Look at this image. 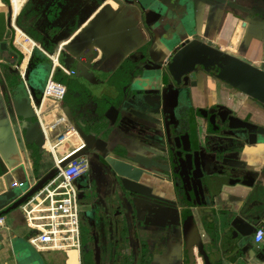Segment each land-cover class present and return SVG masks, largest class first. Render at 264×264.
<instances>
[{
    "label": "flooded vegetation",
    "instance_id": "obj_1",
    "mask_svg": "<svg viewBox=\"0 0 264 264\" xmlns=\"http://www.w3.org/2000/svg\"><path fill=\"white\" fill-rule=\"evenodd\" d=\"M102 1L105 0H29L26 9L29 10L33 4L31 13L36 17L41 45L45 50L53 52L50 49L60 45L67 34H70L69 37L75 36L82 20L88 19ZM130 1L135 4L137 2L140 10H142V4L148 5L147 0ZM153 1L156 2L155 5L148 7L158 9L159 0ZM171 1L175 6L171 8L168 5L163 8V11L168 12L170 17L167 16V18L175 25L173 33L168 30L166 19L163 20L164 24L153 28L148 27L144 20V10H142L143 23L151 30L153 40L150 39L149 42L130 53L129 57L107 77L84 66L82 61L72 57L70 52L69 55L64 54L65 45L69 41L62 45L59 55L60 65L55 72L64 78V83L67 85L62 106L69 107L81 130L85 134H91L95 140L92 142V147L87 150L88 170L77 179V184L82 185L79 189V199L85 206L82 212L88 226V240L81 241L83 264H209L206 257L210 250V243L204 241L194 215L196 212L200 213L194 205L202 198L196 197L191 192L183 181L184 176L179 173L177 145L181 140L177 137L178 133L173 131L174 120L164 115L162 108L159 112L146 107H135L129 111L122 105L126 95L125 100L136 89L152 86L153 82L164 89L165 95L171 92V102L172 105L174 104L175 93L168 86L170 83H176V76L169 65L175 51L195 40L196 35L202 38V43L205 45L207 52L199 54V57L204 59L205 65L197 64L194 71H188L177 79L180 78L182 84L184 76H187L185 81L189 84L194 80L197 81L191 89H186L183 98L184 106L193 118L197 116L198 121L200 119L206 121L207 127L203 133L207 137L213 133L209 127L212 130L220 128L219 134L221 130H228L226 125L229 120L223 122V119H227L230 115L241 118L243 122L264 125V105L218 77L222 67L229 61L227 55L243 57L250 62L251 68L256 67L264 72V0H231L245 9L209 0ZM1 5L0 0V7ZM183 11L185 15L187 14L189 21L194 20L195 25L198 18L201 24L204 21L205 25L211 24L217 34L222 32L230 18L239 17V15H244L247 19L244 21L248 27L247 34L251 32L253 24H260L258 38L255 35L252 38L259 40L261 58L255 62L246 56L223 49L220 37L218 38L217 34L215 37L212 34L209 36L207 26L204 35L195 31L192 38H184L185 27L181 25L179 18ZM9 28V23L0 26V30L3 29L1 40L8 44V50L0 56V89L9 94H32L31 102L35 112V103L42 98L44 88L33 86L31 76L39 66L35 67L31 60L33 52L25 65L26 73L23 77L21 73L23 52L15 44L14 30ZM17 30L25 42L24 48L31 52L35 41L20 27H17ZM155 34L162 35L160 39L162 46L159 44V47L156 46ZM63 36L64 38L61 39ZM163 36L172 38L173 41ZM247 39L248 36L245 35L240 49L249 47L251 42ZM57 40L59 42L55 43ZM47 58L52 65L51 59L48 56ZM82 59L88 61L86 58ZM189 66V63L184 61L182 68L187 69ZM136 77L148 79L150 85L136 88L133 86ZM202 78H211L216 82L217 87L214 89L216 95L210 105L195 108L192 89L199 85ZM114 86L117 90L113 88ZM181 86L180 84L178 87ZM219 88L232 96L237 91L242 92L249 101L245 102L246 99L244 101V105H248L249 110L247 112L235 110L227 103L220 102L217 97ZM167 98L166 106L171 108L168 106L169 98ZM112 105L115 107L108 113V118L106 112ZM35 120L38 119L33 118L28 122ZM236 122L242 123L237 120ZM18 123L23 127L24 120L18 118ZM78 133L80 134L79 131ZM153 133L164 139L165 143L162 144L153 139L151 136ZM186 133L187 131L183 129L180 134L186 135ZM80 137L84 143L83 148L86 145L85 140L81 134ZM97 142L103 148H97L99 147ZM104 150L109 152L105 156L102 155ZM114 155L116 157L119 155L121 161L132 167L137 162L130 158L135 155L141 157L143 164L136 167L141 169L137 186L142 194L126 190L121 177L109 168L108 162L115 159ZM161 197L177 201L180 208L188 210L191 208V216L188 213L185 218H180V225L175 224L170 228L168 225H160V212L165 208ZM153 211L156 212L153 214ZM235 236V233H232L222 243L220 242L229 252L234 246L232 238ZM215 248H217V260L214 264H228L224 262L223 255L220 257L221 245ZM232 255L234 259L231 264H245L242 257H245L247 253L242 252V248Z\"/></svg>",
    "mask_w": 264,
    "mask_h": 264
},
{
    "label": "water",
    "instance_id": "obj_2",
    "mask_svg": "<svg viewBox=\"0 0 264 264\" xmlns=\"http://www.w3.org/2000/svg\"><path fill=\"white\" fill-rule=\"evenodd\" d=\"M209 1L219 4L226 3L235 8L245 9V7L231 0ZM155 3L156 2L153 0H147V6L142 4L145 23L151 28L164 24L163 20L165 19L168 23L170 21V19L167 18L169 14L167 11H163V8L168 7V5H170L171 8L175 6L171 0H159L160 7L158 9H151L148 7L154 6ZM6 19L10 24L9 30H14V25L18 26L14 20H12L11 16L6 18L5 12H0V26L7 21ZM85 20L86 19H83L82 22ZM2 32L3 29L0 30V56H3L4 52L8 50L7 42L1 40ZM69 36L70 34L66 35L65 38ZM63 38L64 36L61 39ZM58 42L59 40L55 41V43ZM65 50L66 51H63V53L66 55H69L70 52L75 59H82V57H84L88 61H92L93 58L90 56L97 52L95 49L93 51L87 49L79 54L77 50L71 49L69 45H66ZM200 52L206 53L207 51L205 45L202 43V38L196 35L195 40L190 41L172 55V61L169 65L173 69L176 76L175 81L178 84L170 83L168 86L169 88L171 87L175 93L176 99L173 105L171 102V92L165 95L164 89L161 86H157L155 82H153L152 86L136 89L127 100H125L127 97L126 95L122 101V105L125 108L127 107L129 111H132V108L135 107H146L152 111L159 112L162 108L163 114L168 115V117L174 120L172 123L174 125L173 131L178 133L177 137L181 140L180 144L177 145L179 173L184 176L183 181L186 182L191 192L195 194L196 197L200 196L202 198V200L197 201L194 205L198 210L214 206L216 198L227 186L235 187L239 184H244L248 160L243 159L241 153L245 150L247 145L264 142V125L253 122H243L241 118L235 115H230L227 119H223V122L229 120L228 125H226L228 130H221V134L218 133L220 128L212 130L211 127H209V130L213 132L209 137L200 130V120L198 121L197 116L193 118L192 114L186 110L183 99L187 91L186 89H191V86L195 85L197 81L194 80L192 81L193 83L189 84L185 81L187 76H184V83L182 84L181 79H177L188 71H194L197 64L205 65L204 59L199 57ZM227 57L229 61L226 66L222 67L218 77L256 98L264 105V72L256 67L251 68L250 62L243 57H237L235 55H227ZM184 61H187L190 65L187 69L182 68ZM180 84L182 86L178 87ZM113 88L117 90L116 86ZM157 97H160V100H158ZM166 97L169 98L168 106L171 108H167L166 106ZM114 107L115 106L112 105L107 109L106 116L108 118V113ZM63 108L72 124L84 138L86 144L85 147L73 153L63 161V164H67L69 161L81 155H87V150L92 147V142L95 140L91 134H85L81 130L78 123L74 120L69 107L66 105ZM18 118L24 120L23 127L18 123ZM33 118L37 117L33 109L31 97L28 93L24 95L18 93L9 94L2 92L0 89V144L4 141L7 143L10 141L16 144V142L19 141V145L23 147L25 144L34 143L39 147L40 153L46 151L45 140L39 121L35 120L28 122V120ZM236 120L238 122L242 121V123L238 124ZM183 129L187 131L186 135L180 134ZM153 134L151 135L153 139L162 144L165 143L164 139L157 136L156 133ZM97 145L99 146L97 148H103L98 142ZM107 153L109 152L104 150L102 155L105 156ZM114 158V160L108 162V166L121 177L124 188L128 191L142 194L141 189L137 186L139 184L137 181L141 174V169L136 167L143 164L141 157L135 155L130 158L137 162L134 167L121 161L119 155H117V157L114 155ZM7 162H9V159L6 156H2L0 149V164L5 163V165H7ZM56 172L57 168L52 167L40 178L35 179L33 177L31 181L32 187L22 195H20L21 188L22 186L28 185L29 181H24L20 187L9 186L0 191V216L6 215L18 207L20 208L21 204L51 179ZM81 187L82 185L78 184V188L80 189ZM231 196L233 197L234 195ZM161 200H163L165 208L160 212V225H168L170 228L175 224L180 225L181 217L185 218L188 213H190L191 216V208L189 210L187 208H180L177 201L171 199L161 197ZM134 201H136L135 198ZM229 209H232L236 214H229L226 222L218 220L214 223L215 231L214 236L211 237L209 242L210 250L206 257L207 262L209 264H214L217 260V248L215 247L220 245L222 248V250H220V257L223 255L225 263H232L234 259L232 254L239 248H242V252L247 253L245 257H242L245 264H253L252 260L264 262V246L257 244L250 247L249 245L252 234L256 229V225L252 222V215L249 214L247 210L244 211L240 208L234 209L230 207L227 210ZM155 212L156 211H153L152 213L154 214ZM222 230L226 231L225 234H222ZM232 233H235L236 236L232 238L234 246L231 248V252H229L221 243ZM248 250H251L252 254H250Z\"/></svg>",
    "mask_w": 264,
    "mask_h": 264
},
{
    "label": "crops",
    "instance_id": "obj_3",
    "mask_svg": "<svg viewBox=\"0 0 264 264\" xmlns=\"http://www.w3.org/2000/svg\"><path fill=\"white\" fill-rule=\"evenodd\" d=\"M1 2L0 12H5L6 18L11 16L12 20L17 24L19 16L25 11L29 0L21 7L15 1L14 8L11 0H6V2L1 0ZM142 14L143 11L140 10L137 2L135 4L130 0L102 1L91 16L81 23L78 31L75 32V36L64 38L60 45H55L53 51L58 50L61 45L64 46L68 41L67 45L71 49L77 50L79 54L87 49L92 51L95 49L97 52L90 56L93 58L92 61L80 60L86 67L94 69L107 77L129 57L130 53L144 43L149 42L150 39L153 40L151 38V30L146 28L143 23ZM179 18L181 25L185 27L184 38H192L195 31L204 35L206 26L209 36L212 34L215 37L217 34L211 24L210 26L205 25V21L201 24L200 18L197 19V25L194 24V20L189 21L184 11ZM245 18L244 15L230 18L222 32L217 34V37H220L223 49L246 56L256 62L261 58V52L258 47L259 40L257 39L259 28L261 27L260 24L255 23L251 32L247 34L248 31L246 32V30L248 27L244 24V21H247ZM8 23V20L5 21V24ZM174 26L173 21L167 23V28L171 33H173ZM20 29L23 30L22 28ZM23 31L26 32L25 30ZM27 35L37 43L33 52L38 49V45L42 47L41 39L37 38L40 36L34 35V39L30 34L27 33ZM245 35L248 36L247 41H250L251 44L247 49H240ZM254 35L257 36L256 39L252 38ZM163 37L167 38V36ZM77 38H79L78 41ZM161 38L162 35L155 34L156 46L158 44L162 46ZM171 39L167 38V40ZM16 41L22 43L24 47L25 42L20 37L18 30ZM144 85H150L148 79L140 77L134 79L133 86L136 88L144 87ZM215 87H217L216 82L211 78H202L199 85L193 87L192 99L195 108L206 107L212 103L216 95ZM217 97L220 102L227 103L235 110H243L244 112L249 110L248 105H244L246 95L242 92L237 91L232 96L219 88ZM245 102L249 101L246 99ZM200 121V130L205 131L207 127L206 121L204 119H200ZM34 146L37 145L32 143L25 144L22 147L19 145V141L16 144L10 141L8 143L4 141L0 144L2 156H6L9 159L7 165L5 163L0 164V191L9 186L12 187L14 180L31 182L33 177L38 179L53 167L41 165L43 162L41 157H39V155L44 153L50 154L53 161L50 151L46 149V151L40 153V149L35 150ZM241 156L243 159L248 160L244 184H239L235 187L227 186L217 197L214 206L199 209L200 213H195V219L205 242L209 243L211 237L214 236V223L218 220L226 222L229 214H236L232 209L227 210L232 207L234 209L247 210L252 215V222L256 225V229L252 234L249 245L250 247L257 245L255 242L256 230L259 227H264V142L247 145ZM231 195L234 196L232 197ZM1 217H4V222L0 226V264H83L82 251H80L79 255L63 250L39 251L29 243V236L23 239V236L8 223L7 217L5 215ZM225 232V230H222V234H225ZM248 252L252 254L251 250H248ZM64 259L65 262L63 261ZM252 262L253 264H264V262H256L255 260H252Z\"/></svg>",
    "mask_w": 264,
    "mask_h": 264
},
{
    "label": "built area",
    "instance_id": "obj_4",
    "mask_svg": "<svg viewBox=\"0 0 264 264\" xmlns=\"http://www.w3.org/2000/svg\"><path fill=\"white\" fill-rule=\"evenodd\" d=\"M15 1L21 7L27 0H11L13 8ZM17 27L14 25V41L24 55L21 65V73L24 77L26 73L24 64L28 63L37 43L35 42L32 46L31 52L26 51L22 43L16 41ZM37 47L51 59L52 67L43 89L42 98L35 103V115L43 132L45 148L50 151L53 157V167L57 168V172L22 203L20 209L24 214L25 223L32 230L28 241L37 250L69 252L75 249L80 253V208L77 179L86 173L89 161L87 155H81L63 164V161L80 150L84 143L62 106L67 85L55 78L56 69L60 65L59 55L62 45L53 52L45 50L40 45ZM30 95L32 98V94ZM65 142L69 143V147L60 153L59 146ZM22 183L23 181L14 180L12 186L20 187ZM31 187V182L22 186L20 195L26 193ZM3 222L4 217L0 216V226ZM255 242L264 246V227L257 228Z\"/></svg>",
    "mask_w": 264,
    "mask_h": 264
},
{
    "label": "rangeland",
    "instance_id": "obj_5",
    "mask_svg": "<svg viewBox=\"0 0 264 264\" xmlns=\"http://www.w3.org/2000/svg\"><path fill=\"white\" fill-rule=\"evenodd\" d=\"M33 8V4H31L29 10H25L20 16H19V21L17 22L18 26L25 30L28 34L31 36H37L38 35V30L36 27V17L31 13V10ZM11 11V9H10ZM79 38H77L78 41ZM75 46V44H73ZM51 63L49 61L39 65L33 75L31 76V82L33 86H39V88H44L45 83L47 81V78L49 76V71L51 70ZM22 80V76L20 75V81ZM69 143L65 142L59 146V152L62 153L66 149H68ZM39 147L34 146V149L37 150ZM42 160L41 165L53 166V161L50 156V154H42L39 155ZM83 207H85L82 203V201L79 199V210H80V235H81V241L83 242L88 240V226H87V221L86 219L83 218ZM8 219V223L16 229L18 233H20L25 239V237H28L30 235L31 229L27 226L24 220V214L22 210L18 207L11 211L10 213H7L5 215ZM27 243V242H25ZM65 262V259L63 260Z\"/></svg>",
    "mask_w": 264,
    "mask_h": 264
},
{
    "label": "trees",
    "instance_id": "obj_6",
    "mask_svg": "<svg viewBox=\"0 0 264 264\" xmlns=\"http://www.w3.org/2000/svg\"><path fill=\"white\" fill-rule=\"evenodd\" d=\"M4 1L6 2V0H4ZM32 37L34 38V36H32ZM37 38L39 39V37H37ZM40 43H41V41H40ZM53 50H54V47H52L50 49V51H53ZM31 60H32L33 64L35 65V67H38L41 63H43L44 61H47L48 58L39 49H35ZM58 74H59L58 72L55 74V78L59 81L64 82V78H61L60 74L59 75Z\"/></svg>",
    "mask_w": 264,
    "mask_h": 264
},
{
    "label": "bare ground",
    "instance_id": "obj_7",
    "mask_svg": "<svg viewBox=\"0 0 264 264\" xmlns=\"http://www.w3.org/2000/svg\"><path fill=\"white\" fill-rule=\"evenodd\" d=\"M75 141H76V140H75ZM69 253L74 254V255H79V252H78L77 250H75V249H71V250L69 251Z\"/></svg>",
    "mask_w": 264,
    "mask_h": 264
}]
</instances>
